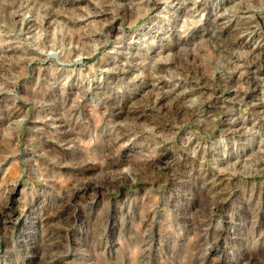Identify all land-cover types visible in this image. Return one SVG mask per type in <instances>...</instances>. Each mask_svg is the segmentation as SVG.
<instances>
[{"label": "rangeland", "instance_id": "1", "mask_svg": "<svg viewBox=\"0 0 264 264\" xmlns=\"http://www.w3.org/2000/svg\"><path fill=\"white\" fill-rule=\"evenodd\" d=\"M74 190L54 228L30 220ZM250 258L264 0H0V264Z\"/></svg>", "mask_w": 264, "mask_h": 264}, {"label": "bare ground", "instance_id": "2", "mask_svg": "<svg viewBox=\"0 0 264 264\" xmlns=\"http://www.w3.org/2000/svg\"><path fill=\"white\" fill-rule=\"evenodd\" d=\"M249 26V25H248ZM217 36V35H216ZM236 37V36H235ZM239 37V36H238ZM232 39V38H231ZM233 41V40H232ZM234 42H235V40H234ZM219 45H220V48H224V46L223 45H221V43H219ZM226 49V48H225ZM228 51V50H227ZM191 54H193V53H191ZM229 54H231V53H229ZM234 54V53H233ZM193 59H195V58H193ZM194 65H195V67L196 68H198V63H197V65H196V62L194 63ZM199 66H200V64H199ZM190 71V70H189ZM189 73V72H188ZM193 73H194V71H193ZM189 74H191V73H189ZM193 75V74H192ZM197 74H195V76H196ZM200 76V75H199ZM198 76V77H199ZM201 77V76H200ZM199 77V78H200ZM196 78H197V76H196ZM197 80H198V78H197ZM163 98V96H160L158 99L160 100V99H162ZM157 99V101H159ZM205 100V99H204ZM153 101V100H152ZM200 102V101H199ZM203 102H205V101H202L201 100V103H203ZM158 103V102H157ZM198 103V102H197ZM150 104V103H149ZM155 104V103H154ZM156 106V105H155ZM195 106V105H194ZM154 107V106H153ZM149 108V107H148ZM151 108V107H150ZM162 108V107H161ZM178 108V107H177ZM188 108L189 109H191V111L192 112H195V109H194V107L193 108H191V107H187L186 109H185V111L184 110H182V111H184L185 113H187V111H188ZM146 109V108H145ZM154 109V108H153ZM157 109V108H156ZM198 109H200V108H198ZM199 111V110H198ZM158 112V111H157ZM184 112H182V113H184ZM175 113V112H174ZM177 113V112H176ZM179 113V112H178ZM164 114H165V112H164ZM158 115H159V113H158ZM162 115V114H161ZM185 115V114H184ZM167 117H168V114H167ZM224 176V175H223ZM220 178H221V176H220ZM218 179H219V177L218 178H214V180L212 181L213 182V184L211 185V187L212 188H214L216 185H218L219 184V181H218ZM80 188V187H79ZM226 188V187H225ZM224 189V188H223ZM77 190H78V188H77ZM216 190V189H215ZM213 192V191H212ZM218 193L216 194V193H214L212 196H218V197H222L221 196V193H223V191H222V189H220L219 191H217ZM227 192V191H226ZM76 193L77 192H75V190L73 191V192H71L70 194H68V195H64V197H61V201H59V203H58V205H53V207H51L50 208V210L49 211H47L46 210V212H44L43 214H40L39 216H34V218H29L32 222H34V223H41V224H44V226H46V230H49V229H51V228H54V226H56V224L54 223V220L56 219V218H58V217H61L62 216V214L65 212V210L67 209V207L72 203V201L75 199V196H76ZM78 195V194H77ZM61 196V195H60ZM59 198V197H58ZM59 200V199H58ZM73 205V204H72ZM14 210V209H13ZM9 215V214H8ZM58 224V223H57ZM56 228V227H55ZM54 231L52 230L49 234H48V232H46V236H45V239H44V241H46L45 243H47L48 245H54V244H57L58 242H60V238H59V234H54L53 233ZM33 235V234H32ZM61 236V235H60ZM251 244V243H250ZM252 245H253V247H259V245L258 244H256V243H252ZM252 247V246H251ZM253 250V249H252ZM51 252V251H50ZM44 256H46V260H47V262L48 263H50V262H52V261H54L56 258H55V256H54V253L53 254H47L46 253V255H44ZM247 264H258L256 261H254L252 258H250L249 259V261L247 262ZM260 264H264V262H260Z\"/></svg>", "mask_w": 264, "mask_h": 264}]
</instances>
